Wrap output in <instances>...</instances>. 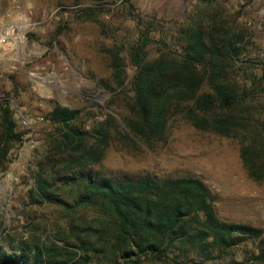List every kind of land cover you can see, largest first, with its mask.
Listing matches in <instances>:
<instances>
[{"label":"rangeland","instance_id":"rangeland-1","mask_svg":"<svg viewBox=\"0 0 264 264\" xmlns=\"http://www.w3.org/2000/svg\"><path fill=\"white\" fill-rule=\"evenodd\" d=\"M204 8L207 11L200 14ZM132 14L143 17L151 40L165 42L177 52L174 33L189 17H213L221 32L236 33L238 26L241 53L231 74L242 78L264 74V0H0V23L26 19L31 25L22 31L23 42L17 48L0 54V104L10 107L17 129L24 133L0 172V244L6 251L36 248L45 261L38 264H78L83 252L72 245L69 228L97 216L87 207H69L75 190L70 192L59 182L50 190L67 206L49 202L37 191L35 174L53 133L47 116L54 104L79 110L77 124L86 130L107 116L119 124L120 135L112 137L103 161L88 175L198 178L210 189L221 221L261 228L264 239V183L249 178L240 158L239 139L199 131L180 119L171 122L166 143H156L152 149L124 137L122 119L128 115L135 73L128 50L138 39ZM109 50L119 52L122 60L120 88L109 68ZM155 50L154 43L147 47L150 59ZM253 96V117L259 118L257 130L264 136L260 126L264 78ZM19 112L31 125L22 123ZM250 247L236 248L235 259L247 257ZM168 255L166 264H227L226 260H206L193 250L188 258L178 250ZM29 264L35 261L30 259Z\"/></svg>","mask_w":264,"mask_h":264},{"label":"trees","instance_id":"trees-1","mask_svg":"<svg viewBox=\"0 0 264 264\" xmlns=\"http://www.w3.org/2000/svg\"><path fill=\"white\" fill-rule=\"evenodd\" d=\"M132 17L138 39L128 50L135 73L126 105L128 115L122 119L124 137L152 149L156 143H166L171 122L180 119L199 131L239 139L240 158L249 178L264 183V136L257 130L260 120L252 110L255 87L264 74L259 78L231 74L241 53L238 26L236 33L221 32L213 17H189L174 33L177 52L149 38L143 17ZM153 43L156 54L150 59L147 47ZM108 53L112 78L120 88L124 84L122 60L119 52ZM79 116V110L54 104L47 116L53 133L35 174L41 197L67 206L51 193L59 182L70 192L75 190L69 207L83 206L97 213L92 222L73 223L69 228L75 241L72 245L83 252L78 264H166L173 250L185 253L186 258L193 250L206 260L264 264L263 230L221 221L210 189L198 178L88 175L89 169L103 161L112 137L120 135L119 124L107 116L86 130L77 124ZM23 135L10 107L0 104V172ZM248 245V256L236 260L233 251ZM42 256L36 248L8 252L0 244V264H29L30 259L44 263Z\"/></svg>","mask_w":264,"mask_h":264},{"label":"built area","instance_id":"built-area-1","mask_svg":"<svg viewBox=\"0 0 264 264\" xmlns=\"http://www.w3.org/2000/svg\"><path fill=\"white\" fill-rule=\"evenodd\" d=\"M30 26L26 19L21 20L20 23L13 21L0 23V54L17 48L23 42L22 31ZM19 116L23 117L24 125H31V120L28 117L22 116L21 112H19Z\"/></svg>","mask_w":264,"mask_h":264}]
</instances>
